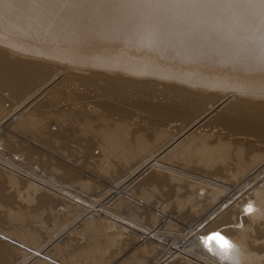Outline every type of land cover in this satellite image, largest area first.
Returning a JSON list of instances; mask_svg holds the SVG:
<instances>
[{
	"label": "bare ground",
	"instance_id": "1",
	"mask_svg": "<svg viewBox=\"0 0 264 264\" xmlns=\"http://www.w3.org/2000/svg\"><path fill=\"white\" fill-rule=\"evenodd\" d=\"M38 60L77 71L64 83L83 89V105L60 116L53 97L46 115L41 106L30 112L42 88L11 109L0 95V264H54L82 248L72 233L99 238L76 255L85 264H264V149L257 156L250 141L211 145L193 130L235 98L203 127L264 144V0H0V89L33 90L50 73L49 64L31 63ZM151 88L150 100H139ZM131 107L152 123L194 120L153 151L123 135ZM78 122L95 131L103 154L96 198L85 195L93 185L81 170L29 146ZM233 153L247 157L234 167ZM212 169L208 180L194 175ZM21 185L32 192L25 206L7 192ZM73 211L63 228L48 226ZM222 227L228 256L209 257L199 242Z\"/></svg>",
	"mask_w": 264,
	"mask_h": 264
},
{
	"label": "rangeland",
	"instance_id": "2",
	"mask_svg": "<svg viewBox=\"0 0 264 264\" xmlns=\"http://www.w3.org/2000/svg\"><path fill=\"white\" fill-rule=\"evenodd\" d=\"M31 63H36V64H40L42 66H46L50 62H41L40 60H38V61H35V62H31ZM47 67L50 68L49 75L47 77H45V78L38 79L37 80L38 82L36 81L34 83V85H36V86H33V90L27 91L29 94L27 92H23V93H21L23 96L21 94H18V95L16 94V96H15V95H13V93L11 92L10 89H7V88L0 89V95H1L2 99L4 100L3 105L7 106L8 109H11L13 106H16V104L18 105L19 103L24 101L27 96H29L30 94H33L38 89L42 88L41 89V94H40L41 97L40 96L38 97L39 99H37V101H36L37 104H36V102H34V105H33V107H31L32 109L30 110V112L32 110H34L37 106H41L42 114L44 113L46 115H49V113L54 112L55 107L52 104V101L54 99L53 97L58 98V99H54V100H56L57 109L59 111L57 114L60 115V116H68V113L71 112L70 108H72L74 110L78 109V108H81V106L83 105L82 96H81V94L83 93V89L79 85L77 86V84H74L71 87L69 85H66V83H64V80L67 77H74V76H77V75L79 76L80 74H77V71H75V70H73L71 68L69 69V68H66L64 66H59L57 64H55V65L49 64V65H47ZM150 82L155 83L154 80H151ZM152 90L153 89L151 88L148 91L147 95H143L142 98H139V100H141V101L150 100V98H149L150 96H148V94ZM157 95H160V92H158L157 94H152V96H153L152 100L154 102L158 101L159 98L162 99V97H158ZM137 98L138 97L131 96V98L129 100V105H133V102L136 101ZM220 98L221 97H220L219 94L218 95H214L212 100H210V103L213 105L216 102H218V100ZM237 101L235 100V98H231V99L227 100L225 103L221 104V106L218 109H216L213 113H211L210 116H208L199 125H197L193 130H195V133L198 136L206 135L209 138L208 141H209V143L211 145H213L216 142H228L231 145L234 144L235 147H241L240 144L244 145L243 143H245V141L254 142L255 146L257 147V151H255L253 154H256L258 156V149H259L260 153L264 149V144H261V143L258 144L259 139L257 140L254 137H248V136L240 135V134L239 135H236V134L233 135L228 130H226L224 127H221V126H219L217 124H212L211 123V124L208 125L207 128L203 127V124H204V122L206 120H208L210 118L213 119L216 115H219L222 110L226 109L229 105H232L233 103L235 104ZM243 102L244 101H242L240 104H242ZM8 104H10V105H8ZM39 104H41V105H39ZM131 111H132V114H130V119H128L127 122H126L125 133L123 132V135L127 134L128 137L131 139V141L138 142V141L143 140L145 142L146 141L147 142L148 141L151 142V143H149V142L148 143L149 144H154L153 151H156L157 149L161 148L164 144L169 142V140L171 138L177 137L180 134H183V132L185 130H187V128L190 125H192V122L194 120L193 119V120L189 121L188 123H184L183 121H180V120H177V121L174 120V122L171 121L169 123H167L168 121H165V122L164 121H162V122L160 121L159 123H152L149 120L148 115L144 114L143 112L136 111V110H134L133 107H131ZM6 112L7 111H5L4 113H6ZM198 115H199V113L196 115V118H197ZM61 126H62V128H61ZM61 126H59L60 129L61 130L62 129L65 130L64 134H62L61 137H55V138L51 139L48 135H45L44 137L41 138L42 140H40V142H42L43 144L37 143V142H35V140L31 139L29 141L30 142L29 146L33 147V145H39V146L41 145L40 147H41L42 151L46 153L47 157H51V158H54V159L60 157L61 159L65 160V162L67 164H69L71 166L73 165V167L76 170H81L86 177L88 176L86 178L87 181L88 182L90 181V183L93 185L92 188H89L88 190H85V192L87 193L85 195L87 196L88 199L96 198V195H98V191H99L98 188L100 187L98 185L99 184L98 182L100 180L97 179L96 177L100 178L102 176V175L100 176L99 173L101 171V166H102V163H103L102 162L103 154L101 152V147H100V144H99V140L96 137V133H95V131L91 130L89 128V126H86L85 123H82V122L81 123L78 122L77 124H73V125H71L69 127L65 123H62ZM95 126L98 127L99 124L96 123ZM24 137L26 139H27V137L31 138V135H29V134H26L24 136L22 135L23 139H25ZM184 137H185V135L183 137H181V140H179V142L184 140L185 139ZM26 139L23 140L24 143H25V141H27ZM87 145H89L88 147L92 151L91 155H87L86 151L84 150V148H86ZM26 148H28V147H26ZM14 152H16V151H13V153ZM148 154H150V153H148ZM234 154L235 153H233L232 155L230 154L228 156L229 163L231 165L233 164L234 167L237 164L239 166L242 163L243 157H247V154H244L245 156H240V161H237V157L233 156ZM14 155H17V154L14 153ZM249 157H250V154H249ZM37 158H38V156L36 157V159ZM169 166H172V164H170ZM37 167H35V168H37ZM166 167H168V166H166ZM179 168H181V167L179 166ZM213 170L214 169H212L210 172L207 171V173H205L204 171H203L204 172L203 173L200 170H195L194 175H195L196 178H201V177H203L202 175H204L203 178H206L208 180L207 177L213 176V175H211L212 172H214ZM49 172L52 173V171L48 170L47 171L48 175H50ZM248 172H250V171H248ZM248 172L246 173L247 175H248ZM151 173L152 172H150L146 176H149ZM0 174H1L0 176H3V175L6 176V174L4 172H2ZM246 174H244L242 176V179L244 177L246 178V177L249 176V175L247 176ZM57 175L60 178L59 180L61 182H63L61 180L62 179L61 172H59V174H57ZM218 178L219 179L220 178L224 179L225 181H228V182L230 181V179H233V177L232 178H228L227 173H223L221 176H218ZM140 182H141V180L139 181V183ZM77 183H79V181L78 182L76 181L73 184L77 185ZM136 184L138 185V182ZM230 184H231L230 186L235 185L234 182H231ZM230 186H228V187H230ZM23 188H25V189H23ZM76 188H78V187H76ZM233 188H236V187H233ZM76 190L80 191L79 188L76 189ZM203 190H205V189L202 187L201 191H200V194L204 193ZM19 191H20V193H19ZM7 192H8V194L14 195V197L16 198L17 203L20 202V203H22L21 205H24V206L27 205V204H25L24 201H21V198L23 200H25V197H27L29 195H32V192L28 189L27 185H26V187H25V185H21V186L18 187L17 190L13 189V188H10V189L7 190ZM15 193H17V194H15ZM58 209H60V208H57V210ZM73 212H71L70 213L71 215L69 214L68 217L65 218V219L63 217H62V219L58 218L57 220L50 219L49 221H47L48 226L50 228H54V226H56V228H58V229L59 228H63L68 221L69 222L72 221L71 220L72 217L75 218V216H73L75 214V211H73ZM89 217L90 216L86 217L85 219H87ZM212 218L213 217H211L210 219H212ZM210 219L205 220V221H203L204 219H202L203 222H201V223L202 224L203 223L204 224L207 223V225H208L210 222L216 221V219L214 221H210ZM93 223L94 224H99L100 220H98V218H96L95 221L93 220ZM17 224H20V223L17 222ZM204 224H203V226H204ZM24 225L25 224H22L21 228H25ZM58 225L61 226V227H59ZM80 225H81V223H80ZM22 233H24V232L22 231ZM73 234L74 233H72L70 235L72 237V238L71 237L70 238L71 239L76 238L75 240L78 241L77 243H79V246L83 245L81 249H83L84 246L86 245L85 246L86 250L88 249L87 245H89V243L92 245L93 241H94L93 239L96 238V237H93V236H89V234H87V233L74 234V235ZM47 236H48L47 237L48 239H49V237H51L50 235H47ZM47 238H46V241L48 240ZM24 239H22V241H20V243L21 244L24 243V245L28 244V242H26V241L24 242L23 241ZM71 239H69V237H68V238L65 239V241H69ZM91 239L93 241H91ZM96 239H99V238H96ZM88 240L91 241V242H88ZM81 249H79L77 251H73V250L69 251L68 250L67 255H66L67 257H64V256L62 257L60 255L56 256L57 257V260H56L57 262H55L54 264H57V263L58 264H70V263L71 264H81V263L85 264V262L82 261L83 259L80 260V258L78 257L79 255H81V253L82 254L84 253L83 251L85 249H83V250H81ZM78 251H80V252H78ZM76 253H78V254H76ZM70 254H71V256L68 257ZM76 255H78V256H76ZM21 259L22 258H20V257L17 258V262H20ZM69 261H71V262H69ZM72 261H74V262H72Z\"/></svg>",
	"mask_w": 264,
	"mask_h": 264
},
{
	"label": "clouds",
	"instance_id": "3",
	"mask_svg": "<svg viewBox=\"0 0 264 264\" xmlns=\"http://www.w3.org/2000/svg\"><path fill=\"white\" fill-rule=\"evenodd\" d=\"M222 233L223 234H219V235H213L212 234V235L207 236L205 238L206 242L204 240H201L199 242L201 248L203 249V251H205V254H207L209 257L214 258V257H219L220 255L228 256L227 251H226V249H227L226 245H228L230 243V241L225 236V235L228 236L227 232L223 230ZM214 237H222V239L214 238ZM233 244H234V246L236 245L235 242H233Z\"/></svg>",
	"mask_w": 264,
	"mask_h": 264
},
{
	"label": "built area",
	"instance_id": "4",
	"mask_svg": "<svg viewBox=\"0 0 264 264\" xmlns=\"http://www.w3.org/2000/svg\"><path fill=\"white\" fill-rule=\"evenodd\" d=\"M223 230H227V228H223L222 227V228L219 229V232H222Z\"/></svg>",
	"mask_w": 264,
	"mask_h": 264
},
{
	"label": "snow or ice",
	"instance_id": "5",
	"mask_svg": "<svg viewBox=\"0 0 264 264\" xmlns=\"http://www.w3.org/2000/svg\"><path fill=\"white\" fill-rule=\"evenodd\" d=\"M214 238H219V239H222V237H214Z\"/></svg>",
	"mask_w": 264,
	"mask_h": 264
}]
</instances>
